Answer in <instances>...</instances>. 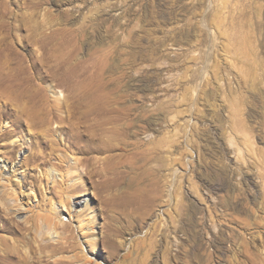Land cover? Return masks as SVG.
<instances>
[{
    "label": "rangeland",
    "instance_id": "rangeland-1",
    "mask_svg": "<svg viewBox=\"0 0 264 264\" xmlns=\"http://www.w3.org/2000/svg\"><path fill=\"white\" fill-rule=\"evenodd\" d=\"M44 107L41 152L78 168L21 185L46 166L34 125L4 116L17 219L48 199L63 222L90 218L92 264L264 258V0H0V113Z\"/></svg>",
    "mask_w": 264,
    "mask_h": 264
},
{
    "label": "bare ground",
    "instance_id": "bare-ground-1",
    "mask_svg": "<svg viewBox=\"0 0 264 264\" xmlns=\"http://www.w3.org/2000/svg\"><path fill=\"white\" fill-rule=\"evenodd\" d=\"M10 113L19 119L26 120L27 125H34L36 129L31 131V140L27 146L32 148L37 144L36 150L32 151L33 157L40 161V164L46 166L44 172H39L38 175H26L21 185L30 184L32 187L40 189L44 181L48 184L49 180H52V182L56 180L53 173L55 169L62 168L63 172L59 171L60 176L66 177L67 173L78 168L76 161L72 163L64 154L56 152L52 142L49 145L50 151L46 155L40 150L39 145L46 146L50 141L48 137L51 133L48 132L49 125L46 119L50 115H54L55 111L53 109L44 107L2 111L0 120ZM84 114L89 115L88 112H84ZM19 126L20 130H23L22 121H19ZM9 136L10 131L8 129H0V140H4ZM8 146L11 153L17 148L15 142ZM95 172L94 169H91L88 173L92 175ZM8 181L2 182V189H0V231L9 233L13 239L0 234V264H92L82 248V246H85L87 250H92L97 243L92 233L91 223L93 222L90 218L85 220L70 218L68 222H63L60 219L61 210L55 206L51 199H48L47 204L49 207L46 210L43 208L47 205L46 203H38L36 210L31 209L29 218L19 220L13 216L11 209L15 207L18 211H21L22 203L18 201L19 196L16 186H12ZM78 183L79 180L72 183V188L69 191H76ZM49 190L51 194H54L55 189L53 186L49 187ZM52 197L54 198V196ZM71 197L72 194L63 193L58 202L68 209L71 207ZM77 202L83 203L82 201H75L74 203ZM1 212L3 213L1 214ZM76 233L80 234L81 240L77 238ZM54 234L57 235L55 241L49 240L51 239L50 236ZM101 239L103 242L104 238L101 237ZM65 253L67 255H64ZM252 261L253 264H264V258H260L256 252L252 254Z\"/></svg>",
    "mask_w": 264,
    "mask_h": 264
}]
</instances>
